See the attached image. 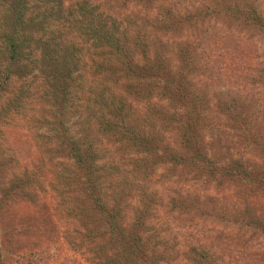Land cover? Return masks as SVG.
Listing matches in <instances>:
<instances>
[{"label":"trees","instance_id":"16d2710c","mask_svg":"<svg viewBox=\"0 0 264 264\" xmlns=\"http://www.w3.org/2000/svg\"><path fill=\"white\" fill-rule=\"evenodd\" d=\"M78 9L85 8L75 3L63 8L58 0H0L1 101L5 95L0 115L12 129L22 119L47 161L56 160L55 190L67 196L61 201V216L83 226L90 224L80 237L95 260L104 254L97 264H159L167 261V249L159 246L158 238L160 248L153 244L154 233L145 234L151 210L159 204L152 186L158 169L164 174L176 166L180 170L199 168L198 174H207L204 182L208 185L229 183L262 191L264 173L253 172L234 158L216 165L219 151L210 157L202 151L200 133L210 102L198 82L189 78L192 69L185 63V51H178L181 65L176 69L162 66L160 60L150 63L152 58L137 51L139 38L120 35L115 21L79 22ZM223 9L229 11L230 6L224 4ZM233 9L236 12L238 6ZM88 17L92 14L83 19ZM79 34L82 43L77 42ZM86 57L92 74L88 89L83 87L87 83L83 76L74 75ZM34 70L37 74L31 75ZM28 74L31 76L23 81ZM84 93L85 100L96 108L98 129L93 138L81 130L78 139L66 124ZM223 99L219 101L225 115L234 120V130L243 132V124L249 122L243 104L229 105ZM133 103L145 107L143 117H133ZM42 129L49 133H38ZM8 131L0 129L3 171L18 159L17 145L10 142L14 133ZM250 140L253 143L248 146L260 149L258 139L251 136ZM103 143L114 150L115 157L100 148ZM161 174L159 180L165 178ZM20 183H13L10 189ZM169 204L179 215L187 216L179 217L178 229L199 226L191 222L194 214H202L200 207L194 206L195 199L177 195L170 197ZM126 210L131 213L130 221L124 217Z\"/></svg>","mask_w":264,"mask_h":264},{"label":"rangeland","instance_id":"374dc122","mask_svg":"<svg viewBox=\"0 0 264 264\" xmlns=\"http://www.w3.org/2000/svg\"><path fill=\"white\" fill-rule=\"evenodd\" d=\"M58 1L63 8L72 3L84 7L76 11L79 22L115 21L120 35L125 33L140 39L137 51L149 57L147 59L152 58L150 63L160 60L162 66L176 69L181 65L178 51H185V63L192 69L189 78L199 83L198 87L210 102L200 133L202 151L210 157L218 150L216 165L234 158L243 167L264 173V0H244L243 3L239 0ZM224 4L230 6L229 11H224ZM233 6H238L236 12ZM89 13L92 17L83 19ZM76 37L77 42L82 43V34ZM129 49L132 50L131 45ZM89 64L86 57L74 74L87 81L84 89L92 83ZM36 74L34 70L31 75ZM86 96L82 95L80 106L74 116H68L66 124L78 139L81 130L87 137L97 135L96 108L85 100ZM221 97L229 105L243 104L241 109L249 121L243 124V132L234 130L236 124L225 115L219 101ZM2 98L0 108L5 95ZM132 111L137 119L145 115V107L137 103L132 104ZM2 118L0 115V129L13 131L10 142L15 141L17 145L18 159L7 164L4 171L0 170L1 263L97 264L102 261L104 254L95 260L86 241L80 237L91 228L90 224L83 226L61 216L64 208L61 201L67 196L55 190L56 160L47 161L48 156L36 146L22 119H18L16 129H12L5 126ZM157 132L169 139L161 130ZM38 133L49 132L42 129ZM251 136L259 140L260 149L248 146ZM100 148L115 157L114 150L106 144H101ZM176 167L164 174L158 169L153 177L152 186L157 190L155 199L159 204L151 210L145 234L154 233L153 244L158 248L155 239L158 238L162 242L159 246L167 249L164 253L167 261L159 264H264V191L229 183L208 185L204 182L207 174H198L199 168L180 170ZM160 174L165 178L159 180ZM13 183L20 185L11 190ZM177 195L195 199L194 206L202 210L201 215H189L191 222L199 225L197 228L186 225L178 229L176 226L179 217H187L179 215L169 204L170 197ZM212 207L214 211L210 213ZM130 214L126 210L127 221ZM204 255L205 258H201ZM189 257L193 262L187 261Z\"/></svg>","mask_w":264,"mask_h":264}]
</instances>
